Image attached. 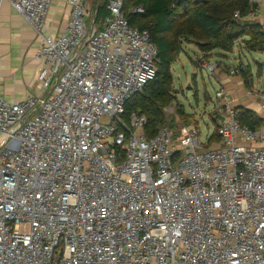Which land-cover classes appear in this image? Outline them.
<instances>
[{
    "label": "built area",
    "instance_id": "1",
    "mask_svg": "<svg viewBox=\"0 0 264 264\" xmlns=\"http://www.w3.org/2000/svg\"><path fill=\"white\" fill-rule=\"evenodd\" d=\"M4 1L36 32L46 71L20 102L0 91V264H264V118L242 126L219 90L218 145L194 126L149 138L127 104L156 77L158 50L125 0H108L100 25L90 0H68L57 37L53 0ZM247 95L264 112V88Z\"/></svg>",
    "mask_w": 264,
    "mask_h": 264
},
{
    "label": "trees",
    "instance_id": "2",
    "mask_svg": "<svg viewBox=\"0 0 264 264\" xmlns=\"http://www.w3.org/2000/svg\"><path fill=\"white\" fill-rule=\"evenodd\" d=\"M107 1L97 8V25L108 15ZM138 7L144 13H134ZM255 10L251 0H125L124 12L130 25L147 30L158 50L156 77L127 104L128 116L137 110L147 116L149 138L165 125L161 103L170 94L171 69L182 44L194 41L200 51L209 55L231 53L235 43L244 40L246 50L264 52L261 26L245 20ZM239 121L253 130L261 125V119L248 110L239 111ZM214 138L220 141L216 133L209 141Z\"/></svg>",
    "mask_w": 264,
    "mask_h": 264
},
{
    "label": "crops",
    "instance_id": "3",
    "mask_svg": "<svg viewBox=\"0 0 264 264\" xmlns=\"http://www.w3.org/2000/svg\"><path fill=\"white\" fill-rule=\"evenodd\" d=\"M256 10L255 15L245 20L262 27L264 0H258ZM69 15L68 0H53L45 22L46 32L59 36L66 29ZM235 45L239 46L236 53L234 46L231 53L210 54L217 56L209 61L217 66L210 74L211 79L218 83L217 91L224 90L232 100L233 109L252 112L262 124L264 112L261 102L249 97L247 92L264 88V52L246 50L244 40ZM39 48L38 36L29 22L15 11L11 3L4 1L0 8V91L9 102H20L41 90L46 70L36 58ZM233 70L236 74L231 75Z\"/></svg>",
    "mask_w": 264,
    "mask_h": 264
},
{
    "label": "rangeland",
    "instance_id": "4",
    "mask_svg": "<svg viewBox=\"0 0 264 264\" xmlns=\"http://www.w3.org/2000/svg\"><path fill=\"white\" fill-rule=\"evenodd\" d=\"M106 0H90L91 17ZM239 45V44H238ZM235 45L238 51L239 46ZM215 55H205L194 41H185L181 53L172 66L170 94L162 104V117L173 134L174 141L181 137L183 128L194 126L201 132V140L207 141L215 135L217 122L227 115L223 101L216 99L218 83L211 79L210 72L202 69L200 61L215 60ZM237 64V63H235ZM143 114V113H142ZM218 139L209 141V147L218 145Z\"/></svg>",
    "mask_w": 264,
    "mask_h": 264
},
{
    "label": "water",
    "instance_id": "5",
    "mask_svg": "<svg viewBox=\"0 0 264 264\" xmlns=\"http://www.w3.org/2000/svg\"><path fill=\"white\" fill-rule=\"evenodd\" d=\"M96 15H97V10H96V12H95V14H94V23H95V21H96Z\"/></svg>",
    "mask_w": 264,
    "mask_h": 264
}]
</instances>
